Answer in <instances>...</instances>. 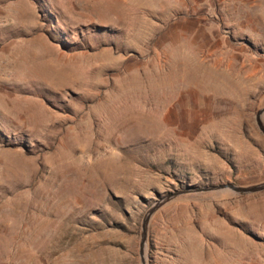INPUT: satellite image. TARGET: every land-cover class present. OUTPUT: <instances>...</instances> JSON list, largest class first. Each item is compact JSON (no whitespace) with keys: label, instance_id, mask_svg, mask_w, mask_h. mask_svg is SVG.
Wrapping results in <instances>:
<instances>
[{"label":"rangeland","instance_id":"374dc122","mask_svg":"<svg viewBox=\"0 0 264 264\" xmlns=\"http://www.w3.org/2000/svg\"><path fill=\"white\" fill-rule=\"evenodd\" d=\"M262 106L264 0H0V264H139L157 195L264 181ZM146 253L264 264V192L178 198Z\"/></svg>","mask_w":264,"mask_h":264},{"label":"water","instance_id":"95a60500","mask_svg":"<svg viewBox=\"0 0 264 264\" xmlns=\"http://www.w3.org/2000/svg\"><path fill=\"white\" fill-rule=\"evenodd\" d=\"M255 123L259 132L264 137V106L256 112ZM261 192H264V181L250 185H236L234 183L227 182L216 185L186 186L185 188L175 189L164 195H157V199L150 204L141 220L138 243L139 264H147L146 247L150 221L156 212L164 206H167L178 198L188 194L213 193L217 195L242 197Z\"/></svg>","mask_w":264,"mask_h":264},{"label":"bare ground","instance_id":"6f19581e","mask_svg":"<svg viewBox=\"0 0 264 264\" xmlns=\"http://www.w3.org/2000/svg\"><path fill=\"white\" fill-rule=\"evenodd\" d=\"M33 71H37V73L39 74H43L41 72H44L45 75H49V74H52L51 71L47 68V66L45 65H40L39 67H35L33 69ZM68 74V73H67ZM36 77V76H35ZM18 119V118H17Z\"/></svg>","mask_w":264,"mask_h":264}]
</instances>
